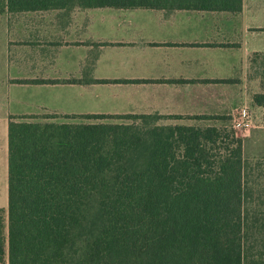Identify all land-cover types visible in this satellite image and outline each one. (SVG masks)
Masks as SVG:
<instances>
[{
	"label": "trees",
	"instance_id": "trees-1",
	"mask_svg": "<svg viewBox=\"0 0 264 264\" xmlns=\"http://www.w3.org/2000/svg\"><path fill=\"white\" fill-rule=\"evenodd\" d=\"M72 6L239 13L243 0H0V16ZM54 117L10 118L0 264H264L236 132Z\"/></svg>",
	"mask_w": 264,
	"mask_h": 264
},
{
	"label": "crops",
	"instance_id": "crops-1",
	"mask_svg": "<svg viewBox=\"0 0 264 264\" xmlns=\"http://www.w3.org/2000/svg\"><path fill=\"white\" fill-rule=\"evenodd\" d=\"M263 55L264 0H243L239 13L78 6L6 12L0 163L9 172L12 116L44 112L54 122L97 123L231 115L237 105L253 104L252 89H262L264 68L257 72L253 58ZM241 138L245 161L264 156V111L251 116Z\"/></svg>",
	"mask_w": 264,
	"mask_h": 264
},
{
	"label": "rangeland",
	"instance_id": "rangeland-1",
	"mask_svg": "<svg viewBox=\"0 0 264 264\" xmlns=\"http://www.w3.org/2000/svg\"><path fill=\"white\" fill-rule=\"evenodd\" d=\"M255 64L253 66L257 67V72H260V69L264 68V55L257 56L253 58ZM262 72V71H261ZM257 76V75H256ZM253 98L257 94H264L263 89H252L250 91ZM243 95V94H242ZM241 95V97H242ZM255 100V99H254ZM253 100V104L249 105V103L245 102L241 105H237L234 109V112L231 115L218 114L217 119L214 120H165V121H154V120H146V119H126L125 121H121L119 119H105L103 121H96L97 123H120V124H132L134 123L139 128L150 130L156 126H178V125H186V126H194L198 125L201 127L206 126H216L219 127L223 134L224 138L226 134L231 133V131L236 132L240 137H243V129L246 124H248L251 120V116L255 115L257 109L260 111H264V107L261 106L256 108L258 105ZM248 102H250L248 100ZM50 116L49 113H40L39 116L45 117ZM53 119V118H52ZM52 119H47L49 121H53ZM153 123V124H151ZM0 144L3 143L0 140ZM226 145V144H223ZM245 181L247 192L250 194L251 202L249 204L250 211L253 213L257 209L264 212V156L261 157H248L246 159V167H245ZM7 182L8 186H5ZM6 188V192H5ZM8 207H9V172L5 171L4 162L0 163V208L4 209L6 215H8Z\"/></svg>",
	"mask_w": 264,
	"mask_h": 264
}]
</instances>
